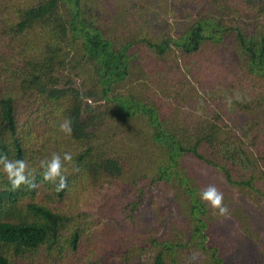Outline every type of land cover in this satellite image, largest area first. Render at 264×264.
I'll list each match as a JSON object with an SVG mask.
<instances>
[{
	"label": "trees",
	"instance_id": "trees-1",
	"mask_svg": "<svg viewBox=\"0 0 264 264\" xmlns=\"http://www.w3.org/2000/svg\"><path fill=\"white\" fill-rule=\"evenodd\" d=\"M58 134L60 192L40 165ZM3 154L38 187L0 166V264H69L82 232L59 204L86 189L122 263L264 264V216L242 204H264V0H0ZM62 232L58 263L31 261Z\"/></svg>",
	"mask_w": 264,
	"mask_h": 264
},
{
	"label": "rangeland",
	"instance_id": "rangeland-1",
	"mask_svg": "<svg viewBox=\"0 0 264 264\" xmlns=\"http://www.w3.org/2000/svg\"><path fill=\"white\" fill-rule=\"evenodd\" d=\"M57 142L50 141L46 146L47 152H55L59 153L63 158L65 152H68L69 148L63 136H59L58 134ZM54 147L55 150H52ZM86 186L84 185L85 188ZM99 197V193L92 191L91 189H86L77 193L76 197L71 195V198L65 200L64 203H60L59 207L69 215L70 222L67 224L68 230L72 227H75L78 230H81V242L77 247L76 251L73 254L67 255L69 258V264H125L119 260L113 258L112 252L107 248L104 237L106 234H109L110 231L105 230L102 233L100 228L102 218L97 214L96 202ZM146 200L142 201L141 206H144ZM246 206L248 211L256 218L262 219V215L264 216V204L261 206L254 205L249 201L242 203ZM124 222V216L121 215L120 219L113 220V224L117 230H120L122 222ZM264 228V226H263ZM67 236V232H62L61 238L58 240V244L56 245V249L51 251L48 256L44 254V251H39L34 253L31 261L34 263L36 261H41L43 263H58V251H62L65 253V246L63 245L64 238ZM149 253L140 254L139 258L135 259L133 262L128 264H147L149 262ZM7 257L10 261L19 264H26V259L22 257H12L10 253H8ZM198 261V257L193 255H186L183 264H195Z\"/></svg>",
	"mask_w": 264,
	"mask_h": 264
},
{
	"label": "clouds",
	"instance_id": "clouds-1",
	"mask_svg": "<svg viewBox=\"0 0 264 264\" xmlns=\"http://www.w3.org/2000/svg\"><path fill=\"white\" fill-rule=\"evenodd\" d=\"M89 104L92 102L89 100ZM71 121L65 120L60 124V130L70 133ZM73 157L70 153L65 152L63 158L59 153H53L50 160H42L41 167L44 169L42 179L45 182H50L56 185L55 191L60 192L67 187V177L62 174V167L65 162L71 163ZM0 166L3 172L7 175L12 188L18 189L22 184L28 185L29 189H35L38 185L29 179V174H26L28 165L23 159L15 161L9 160L6 154L0 155ZM78 171V169H76ZM200 199L206 202L214 211H218L219 215H228L229 209L224 204V194L214 184H209L200 192Z\"/></svg>",
	"mask_w": 264,
	"mask_h": 264
}]
</instances>
